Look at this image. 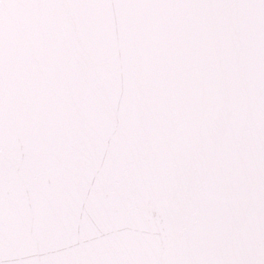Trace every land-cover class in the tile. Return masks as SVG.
Wrapping results in <instances>:
<instances>
[{
    "label": "water",
    "instance_id": "95a60500",
    "mask_svg": "<svg viewBox=\"0 0 264 264\" xmlns=\"http://www.w3.org/2000/svg\"><path fill=\"white\" fill-rule=\"evenodd\" d=\"M42 15L23 61L5 54L0 258L231 264L264 230V12L58 0Z\"/></svg>",
    "mask_w": 264,
    "mask_h": 264
},
{
    "label": "snow or ice",
    "instance_id": "6c2138e0",
    "mask_svg": "<svg viewBox=\"0 0 264 264\" xmlns=\"http://www.w3.org/2000/svg\"><path fill=\"white\" fill-rule=\"evenodd\" d=\"M57 2L58 0H0V122H2L3 111L6 50L14 48L17 61H23L26 55L25 45L33 41L46 26L42 15L43 10ZM242 4L264 12V0H259V3L256 0H242ZM224 151L228 153L230 150ZM252 163L258 182L264 185V145L255 150ZM257 195L264 202V192ZM8 250L0 241V256ZM0 264H25V262L20 259L8 261L0 258ZM231 264H264V230H261L252 242L239 250Z\"/></svg>",
    "mask_w": 264,
    "mask_h": 264
}]
</instances>
